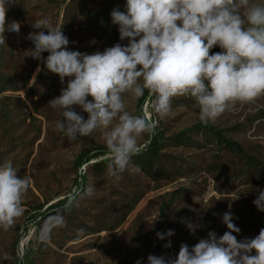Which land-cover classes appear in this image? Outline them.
I'll use <instances>...</instances> for the list:
<instances>
[{"label":"rangeland","instance_id":"rangeland-1","mask_svg":"<svg viewBox=\"0 0 264 264\" xmlns=\"http://www.w3.org/2000/svg\"><path fill=\"white\" fill-rule=\"evenodd\" d=\"M71 1L13 0L7 12L6 26L16 21L21 28L6 31V46H0V163L10 159L17 175L30 176L32 184L24 215L11 229L0 228V264H148L150 254L175 259L182 244L191 250L209 232L219 237L228 231L222 216L229 211L241 229L233 233L238 240L257 236L264 228V212L253 203L264 190V95L205 123L190 97L173 98L171 114L159 119L151 109L154 97L140 108L143 97L125 94L127 111L157 122L155 135L145 134L140 145L145 152L154 138L159 150L152 153L159 154L134 156L119 180L108 174L107 155L78 165L84 150L105 146L102 131L70 142L55 130L63 117L49 102L68 78L61 83L43 60L26 56L34 48L27 37L47 17L61 27L72 51L103 52L128 40H120L110 16L114 8L125 11L126 0H75L69 6ZM75 110L87 119L82 109ZM204 125L214 131L195 129ZM89 187L93 194L85 195ZM62 200H71V206L45 214ZM57 213L65 226L53 229L47 243L38 242L39 228ZM168 230L174 235L158 239V232ZM21 250L23 259L17 255Z\"/></svg>","mask_w":264,"mask_h":264},{"label":"clouds","instance_id":"clouds-1","mask_svg":"<svg viewBox=\"0 0 264 264\" xmlns=\"http://www.w3.org/2000/svg\"><path fill=\"white\" fill-rule=\"evenodd\" d=\"M13 0H0V46H6V31L19 33L21 25L6 26ZM112 24L119 37L128 40L92 54L68 49L69 40L50 18L39 19L27 39L34 44L26 56L43 60L47 70L59 76L66 87L49 105L61 110L63 120L55 130L70 142L100 130L107 156L108 174L116 180L132 166L141 152L140 140L155 135L157 122L126 110L125 94L139 100L147 90L154 97L151 109L159 119L171 114L176 97H190L199 108L202 122H214L237 103L264 95V2L255 0H126L125 11L114 8ZM218 46L221 52L211 53ZM49 55L42 57V53ZM211 53V54H210ZM40 68H37V72ZM91 97V100H89ZM87 113V119L75 110ZM135 167V166H133ZM32 184L23 178L10 159L0 163V228L7 231L25 213L24 197ZM89 187L85 195H92ZM264 212V190L253 201ZM72 201H68L70 207ZM222 221L228 231L217 237L209 232L191 250L182 244L175 259L149 255L148 264H264V228L251 239L238 240L241 229L232 213ZM62 214L50 215L36 239L47 243L53 229L64 227ZM187 227L194 231L195 225ZM164 240L173 230L157 234ZM171 247L169 241L164 245ZM255 251V255H252ZM24 251L17 255L23 259ZM136 264H141L140 260Z\"/></svg>","mask_w":264,"mask_h":264},{"label":"trees","instance_id":"trees-1","mask_svg":"<svg viewBox=\"0 0 264 264\" xmlns=\"http://www.w3.org/2000/svg\"><path fill=\"white\" fill-rule=\"evenodd\" d=\"M75 0H72L71 2H70V5L69 6H71L72 5V2H74ZM220 51H222V49H220L218 46H216V47H214L212 50H211V53H216V52H220ZM44 55H45V58L48 56V53L47 52H44ZM46 69V68H45ZM42 76V75H41ZM12 91H16V90H12ZM149 97V94H148V92H147V90H145V95L143 96V100L141 101V107L140 108H142V104L144 103V101H145V99H147ZM204 128V129H203ZM206 128V129H205ZM195 129H197L198 131L200 130H208V131H214L213 130V128L212 127H209V126H198L197 128H195ZM216 133V132H215ZM231 146H236V147H238L237 145H235V144H232ZM157 147H158V145H157V141H156V139H154L153 138V140H151V146H149V148H148V150H150L151 151V153L154 151V152H156V151H158L159 149H157ZM147 150V151H148ZM147 151H145V152H147ZM144 152V150H141V152H140V154L139 155H142V154H144L145 153ZM157 155V154H159V153H152V155ZM107 155V148H106V146H103V147H98V148H94V149H89V150H84L80 155H79V157L77 158V163H78V165L80 166V167H82V166H84V165H86V164H89V162L90 161H92V160H94V159H98L99 157H103V156H106ZM136 156H138V155H136ZM86 182H84V184H85ZM84 184H83V186H84ZM81 191H82V189H81ZM67 205H68V202H66V200H62V201H59L58 203H56V204H53V205H51L47 210H46V212H45V214L47 215V214H50V213H52V212H54V211H56V210H59V209H62V208H64V207H67ZM44 218L45 216H43V214L42 215H40V217L38 218V217H31L30 218V223L31 222H36L38 219H41V218ZM19 264H21L20 262H19Z\"/></svg>","mask_w":264,"mask_h":264}]
</instances>
